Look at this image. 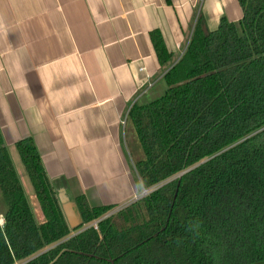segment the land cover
Returning <instances> with one entry per match:
<instances>
[{
    "label": "trees",
    "instance_id": "obj_1",
    "mask_svg": "<svg viewBox=\"0 0 264 264\" xmlns=\"http://www.w3.org/2000/svg\"><path fill=\"white\" fill-rule=\"evenodd\" d=\"M237 1V22L197 17L163 94L129 108L147 193L114 215L78 196L70 228L32 140L14 163L0 141V264H264V0Z\"/></svg>",
    "mask_w": 264,
    "mask_h": 264
},
{
    "label": "crops",
    "instance_id": "obj_2",
    "mask_svg": "<svg viewBox=\"0 0 264 264\" xmlns=\"http://www.w3.org/2000/svg\"><path fill=\"white\" fill-rule=\"evenodd\" d=\"M241 16L237 0H0V141L14 163L32 140L70 228L78 196L105 216L140 198L129 108L163 94L197 17L214 31Z\"/></svg>",
    "mask_w": 264,
    "mask_h": 264
},
{
    "label": "rangeland",
    "instance_id": "obj_3",
    "mask_svg": "<svg viewBox=\"0 0 264 264\" xmlns=\"http://www.w3.org/2000/svg\"><path fill=\"white\" fill-rule=\"evenodd\" d=\"M11 157L14 159V160H17V156H16V153H15V150L14 151H11ZM23 184V186H24V188H25V184L24 183H22ZM147 193V192H146ZM145 195V194H144ZM143 194H142V196H144ZM27 196H28V200H29V203H30V205H31V207L33 208V212H35L36 213V210H37V206H36V204L33 202V199L29 196V194H27ZM141 196V194H140V198L142 197ZM2 204V206L6 209V207H5V205H4V203H3V201H2V198H1V195H0V205ZM110 213V212H109ZM112 215H114V212H112ZM73 216H74V220H71L70 221V226H75V224L76 223H78L79 222V219H78V216H77V213H76V210L74 209V211H73ZM68 217H71V216H69V214H68ZM75 231H72V232H70V233H74Z\"/></svg>",
    "mask_w": 264,
    "mask_h": 264
},
{
    "label": "built area",
    "instance_id": "obj_4",
    "mask_svg": "<svg viewBox=\"0 0 264 264\" xmlns=\"http://www.w3.org/2000/svg\"><path fill=\"white\" fill-rule=\"evenodd\" d=\"M146 192H147V190H145V189H143L142 188V191H141V196H142V194L144 195V194H146ZM95 223H96V220L95 221H92L89 225H91L93 228H95Z\"/></svg>",
    "mask_w": 264,
    "mask_h": 264
},
{
    "label": "water",
    "instance_id": "obj_5",
    "mask_svg": "<svg viewBox=\"0 0 264 264\" xmlns=\"http://www.w3.org/2000/svg\"><path fill=\"white\" fill-rule=\"evenodd\" d=\"M184 172V171H183ZM183 172H181V173H183ZM110 263H112V260H110Z\"/></svg>",
    "mask_w": 264,
    "mask_h": 264
}]
</instances>
